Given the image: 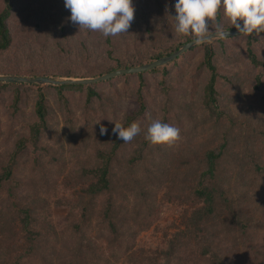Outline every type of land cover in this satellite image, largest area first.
<instances>
[{
    "label": "rangeland",
    "instance_id": "obj_1",
    "mask_svg": "<svg viewBox=\"0 0 264 264\" xmlns=\"http://www.w3.org/2000/svg\"><path fill=\"white\" fill-rule=\"evenodd\" d=\"M27 2L14 0L17 9L25 11L30 27L42 24L44 19L51 20L55 34L62 31V26L66 30L79 26L69 19L70 10L64 0ZM132 4L134 19L128 32L112 39L120 53L140 58L145 44L160 46L170 41L167 31H176L172 17L175 0H132ZM3 5L0 0V9ZM221 14L225 22H230L222 8ZM12 21L20 30L11 50L4 51V59H0L2 64L10 63L13 49L23 54L19 63L23 66L38 56L33 52L30 27L15 17ZM235 36L224 37V52L216 41L208 42L218 51L215 63L220 73L216 83L219 98L215 110H208L202 102L209 76L207 68L199 64L204 43L164 64L166 73L164 65L156 67V71H143L144 82L137 73H124L91 83L97 95L89 101H85L87 84L78 90H62L60 97L51 86L46 87L47 83H21L17 101L13 99L15 90L0 88V174L19 139L29 135L31 125L38 122L37 85L44 88L48 105L47 128L38 136L37 147L27 140L16 155L17 161L10 165V176L0 183V264H99L106 260L109 264H129L132 257L139 259L133 264H213L214 253L231 264H264V82L260 89L253 88L256 74L262 72L264 76V67H254L249 61L246 37ZM77 42L70 43L75 46ZM256 44L264 59V34L259 35ZM48 45L60 51V46L48 41L40 50L47 53ZM107 48L105 44L99 47ZM90 70L95 67H82V73ZM139 100L143 101L140 111ZM129 115L137 116L132 128L140 130V138L131 147L120 145L112 158L109 191L87 193L94 177L83 170L101 164L98 152H111L118 143L113 131L118 128L123 133ZM154 120L178 128L179 138L171 145L150 141L145 145L147 129ZM101 126L107 129L103 135ZM210 148L222 150L213 182L231 197V206L240 215L232 220L220 203V210L225 211L231 223L229 230L222 218L215 217L200 222L209 234L198 237L193 225L186 227L184 218L198 206L190 204L188 195L200 181L197 167ZM137 154L142 157L133 162L131 158ZM144 159L148 162L142 167ZM196 159L197 164H191L187 173L184 163ZM149 165L153 173L148 171ZM159 170L168 175L180 172L173 190L185 193L182 197L187 200L165 197L170 187L158 184ZM109 201L117 223L130 237L125 243L109 239L102 215L103 205ZM25 205L30 206L31 219L27 221L22 220L24 213L20 209ZM133 207L140 209L142 216L136 217ZM83 209L87 210L86 219L81 216ZM8 219L10 226L3 225ZM146 220L148 226L143 224ZM242 224L247 225L244 230ZM133 230L134 236L129 234ZM29 236L33 238L31 242ZM63 252L68 254L66 259L57 258Z\"/></svg>",
    "mask_w": 264,
    "mask_h": 264
},
{
    "label": "trees",
    "instance_id": "obj_2",
    "mask_svg": "<svg viewBox=\"0 0 264 264\" xmlns=\"http://www.w3.org/2000/svg\"><path fill=\"white\" fill-rule=\"evenodd\" d=\"M28 1L27 3H33L34 0H25ZM39 0H37L38 2ZM4 5L0 9V58L4 59V57H1L2 53L10 48L11 50V44L15 37L17 36L19 32L20 26L15 23V21H12V19L15 17L16 19L23 20L29 27V23L26 21V18H24L25 11L18 10L17 6L14 4V0H3ZM221 9H219L217 14V20L215 22H212L210 25V31H213L216 29V25L219 24L220 27L223 29L228 28H235L231 26L230 22H225L221 18ZM29 22H32L31 19L28 17ZM224 21V22H223ZM59 22V21H58ZM67 24V21L65 22ZM31 24V23H30ZM59 24V23H58ZM54 25L51 23V20L44 19L42 20V24H34V26L30 27V38L33 41V52L37 54L38 57H33L32 60L27 61L26 65L20 64V60L23 56V54H19L14 52L12 49L11 54V62L7 64H2V59H0V72L3 73H9L14 75H27V76H39V75H46V76H52V77H86L90 75H100L104 74L110 71H113L118 68L122 67H131L136 66L140 64H144L147 62H150L152 60H155L159 57H162L164 55H168L177 48H179L182 44L185 42L193 39L191 36H184L181 34H178L175 30H169L167 31V37H169V40L165 45L160 46H153V44H148L142 48L140 53V58H132L133 53H120V51L116 48V40L112 39V36L104 37L99 31H91L86 29L83 26H77L75 25V29L73 26L71 27V30L64 29L65 26L60 27L62 30L60 33L55 34L54 31ZM67 28V27H65ZM172 33V34H170ZM33 34H35L33 36ZM264 34V32L261 33H253L251 35H245V52L249 59V61L253 64L254 67H264V59L260 56L257 43V40H259V35ZM237 36H229V38H235ZM50 38V39H49ZM48 39V40H47ZM225 39L221 38L216 40L217 46L222 47L221 52H224L225 49ZM50 40V41H49ZM78 41L77 44H71V41ZM48 41L50 44H54L55 47H59L60 51L53 50L52 46L48 45V52L45 53L40 50V46H43V43H46ZM68 42L66 44V42ZM63 43V44H62ZM48 44V43H47ZM105 44V46H108L106 50L99 49L100 46ZM203 47V55L202 59L200 60L199 64L201 66H205L207 70L209 71V76L207 78V81L203 87L204 95L202 102L207 107L208 110H215L218 105V96H219V90L216 88V83L218 80V77L220 76V73L218 71V66L215 63V58L218 56V51L216 46L213 45V43H204L202 45ZM193 48V47H192ZM191 48V49H192ZM55 49V48H54ZM56 51V52H55ZM57 53V55H56ZM60 53V54H59ZM217 53V55H216ZM58 56V57H57ZM79 56V59H76ZM179 57V56H178ZM177 57V58H178ZM176 59V58H175ZM175 59L171 60L174 61ZM4 63V62H3ZM22 66V67H21ZM83 66H93L95 67V70H90L89 73H82V67ZM167 66H163V72H167ZM100 71L98 72V70ZM158 68H153L151 71H156ZM128 75V74H127ZM137 76L140 77V82H144V78H142V72H138ZM225 78H228L225 76ZM163 81V80H162ZM161 81V82H162ZM264 82V76L262 75V72H258L255 76V80L253 83V88L255 90H258L261 88L262 84ZM21 85V83L18 82H0V88H7V89H13L14 92V100L17 101L19 98V92L17 88ZM47 86H51L55 91V94L57 96L64 94L62 90L65 89H73L78 90L82 89L84 87V84H76V83H64V84H47ZM87 88L85 101H89L92 95H97V91L93 88L94 86L87 84L85 86ZM37 99L35 103V112L38 117V122H35L30 127V134L27 136H22L18 143L16 144V147L14 151L10 154V158L7 162V165L4 167V172L0 174V183L5 180V178L10 176V172L12 170L11 166L14 161L16 160V155L19 151L25 148L26 141L30 140L36 147H37V139L38 136L44 131V128H47V122H46V116L48 113V105H47V99L45 96V93L43 91L44 88H42L40 85H37ZM139 106L140 109H143V101L139 100ZM136 115H129V117L126 118V128L123 132L124 134L127 133L128 130L132 129V123L134 119L136 118ZM118 142V141H117ZM149 140L146 139L144 141V144H148ZM121 144L115 143L111 152H102L99 151L98 155L101 160L100 165H96L89 169H84V172L90 173L94 177V181L90 182L88 185L87 193L93 194L95 192H100L103 190L109 191L110 189V183H111V176L113 175V172L110 170V163L112 161V158L114 157L115 153L118 151V148ZM222 155V150L216 149V148H210L208 149L203 157L201 158L199 165L197 169H199L198 173V181L199 183L196 184L194 190L192 193H190L188 196L191 198L188 200L190 204H198L197 207H194L190 214H187L184 218L186 227L194 226L196 230V235L198 237L203 235H208L209 232L203 228V226L200 224L202 221H209L211 218L219 217L222 218L221 222L225 223L227 226V229L229 230L230 221L227 220V214L232 215V220L236 219V215L240 212H236L232 205L231 197L227 194H225L224 189L218 187V185L213 182V178H215V174H217L218 171V160ZM141 155L137 154L135 157L131 158L133 159V162L136 160L141 159ZM198 159L186 162L184 165L188 167V172L191 170V164H197L196 162ZM148 160L144 159V163L142 167L146 165ZM201 162L203 163V167L201 168ZM150 164V162H149ZM133 163H131L130 167L133 169ZM146 168V167H145ZM147 169V168H146ZM148 171L152 172V168L149 165ZM187 171V170H186ZM159 177H156L158 180V184L166 183L168 187H170L169 192L167 191L165 197L166 198H176L179 199L180 202H183L184 200H187V198H183L182 196L185 195V193L176 192L173 190V186L177 185V179L180 175L179 171H175L173 173H170L169 175L166 174L163 170L158 171ZM183 175V174H182ZM183 176H186L184 174ZM215 176V177H214ZM210 178V183H205L207 178ZM204 179V180H203ZM33 188L32 186H29V189ZM13 190V188H11ZM184 192V190H180ZM192 196V197H191ZM28 203V202H27ZM26 203V204H27ZM220 203H223L225 207L228 209L227 214H223L224 212L220 210ZM14 205L17 206L14 202ZM30 206L25 205L20 208L24 215L22 216L23 221L30 220ZM19 209V210H20ZM138 209V208H137ZM135 207H133V214H136V217L141 215L140 209L137 210ZM103 219L107 221L106 229L109 233V239L115 240L120 243L125 241H128L130 239L125 236L126 232L122 229V224H118L117 220L118 217L114 211V206L112 205V202H107V205H103ZM240 215V214H239ZM82 218L86 219L88 216L87 210L83 209L81 211ZM142 216V215H141ZM148 216V215H147ZM227 221L229 225H227ZM11 220H6L3 225L10 226ZM145 226L149 225L148 220L143 223ZM215 226V225H214ZM247 225L242 224L243 230L246 228ZM224 227V226H223ZM217 230V229H216ZM36 230L32 233L35 234ZM136 230H133V232H129L131 235H135ZM132 238V236H131ZM33 238L29 236L28 241H32ZM31 244V243H29ZM122 244V243H121ZM130 244H127V246ZM29 248H32V245H28ZM76 252L79 253V250ZM75 252V253H76ZM74 254V253H73ZM114 254V253H113ZM67 253H61L60 257L58 255L57 258H64L66 259ZM115 255V254H114ZM214 261H212L213 264H231L229 262H226V258L222 255H216L215 253ZM22 257V256H21ZM105 258V257H104ZM130 258V257H129ZM225 258V259H224ZM81 259V258H76ZM75 259V260H76ZM84 259V257L82 258ZM132 259V261H131ZM131 259H128L130 262L129 264H133L135 261H138V258L132 257ZM78 261V260H77ZM75 261V263L77 262ZM107 261V260H106ZM106 261L101 262L99 264H105ZM238 261L232 262V264H237ZM12 264H19L18 261H13ZM106 264H109L107 262ZM163 264H169V262H165ZM239 264H247L245 262H241Z\"/></svg>",
    "mask_w": 264,
    "mask_h": 264
},
{
    "label": "clouds",
    "instance_id": "obj_3",
    "mask_svg": "<svg viewBox=\"0 0 264 264\" xmlns=\"http://www.w3.org/2000/svg\"><path fill=\"white\" fill-rule=\"evenodd\" d=\"M64 5L70 10L69 19L73 24L99 31L106 38L128 32L134 19L132 0H64ZM221 8L238 33L264 32V0H175V16L172 17L176 32L193 37L195 44L204 43ZM215 35H226L219 24ZM106 131L105 127H100L102 135ZM113 135L127 148L140 138V130L132 128L124 134L117 128ZM178 138L179 129L160 120H154L147 129L146 139L153 144L171 145Z\"/></svg>",
    "mask_w": 264,
    "mask_h": 264
},
{
    "label": "water",
    "instance_id": "obj_4",
    "mask_svg": "<svg viewBox=\"0 0 264 264\" xmlns=\"http://www.w3.org/2000/svg\"><path fill=\"white\" fill-rule=\"evenodd\" d=\"M224 32H226V35L223 37H218L215 35V32L208 33V39L205 42H213L218 39L228 37V36H234V35H240L243 33H238L236 28H228L223 29ZM204 42V43H205ZM194 45H197L193 43V39L185 42L182 44L179 48L174 50L168 55H164L162 57H159L155 60H152L150 62L131 66V67H122L115 69L113 71L100 74L97 76H89V77H52V76H46V75H39V76H22V75H14V74H1L0 73V82H19V83H50V84H64V83H76V84H91L95 83L101 80H106L111 77H114L119 74L124 73H138L143 72L146 70H150L152 68L164 65L174 58H177L179 55L184 53L186 50L190 49Z\"/></svg>",
    "mask_w": 264,
    "mask_h": 264
}]
</instances>
